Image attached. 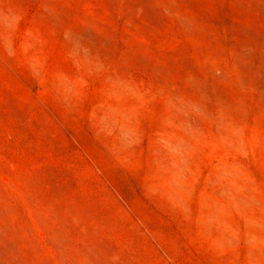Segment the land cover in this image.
<instances>
[{"label": "rangeland", "instance_id": "1", "mask_svg": "<svg viewBox=\"0 0 264 264\" xmlns=\"http://www.w3.org/2000/svg\"><path fill=\"white\" fill-rule=\"evenodd\" d=\"M0 264H264V0H0Z\"/></svg>", "mask_w": 264, "mask_h": 264}]
</instances>
